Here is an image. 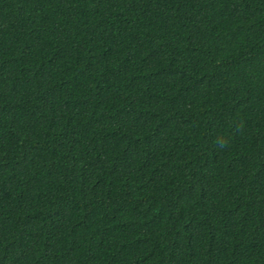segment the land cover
I'll return each mask as SVG.
<instances>
[{
  "label": "trees",
  "instance_id": "obj_1",
  "mask_svg": "<svg viewBox=\"0 0 264 264\" xmlns=\"http://www.w3.org/2000/svg\"><path fill=\"white\" fill-rule=\"evenodd\" d=\"M0 264H264V0H0Z\"/></svg>",
  "mask_w": 264,
  "mask_h": 264
}]
</instances>
